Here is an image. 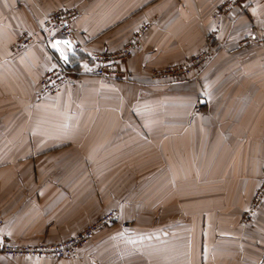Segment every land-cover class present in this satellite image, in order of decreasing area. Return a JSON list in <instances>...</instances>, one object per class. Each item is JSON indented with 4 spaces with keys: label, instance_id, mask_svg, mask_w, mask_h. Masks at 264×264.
Segmentation results:
<instances>
[{
    "label": "crops",
    "instance_id": "1",
    "mask_svg": "<svg viewBox=\"0 0 264 264\" xmlns=\"http://www.w3.org/2000/svg\"><path fill=\"white\" fill-rule=\"evenodd\" d=\"M224 1L0 0V233L55 242L120 210L76 258L0 254V264H264V201L242 220L263 178L264 45H240L264 31V0L222 18V48L196 77L150 76L202 50ZM73 7L76 54L46 34L11 51ZM145 26L119 76L94 74L93 55ZM61 61L81 78L39 98Z\"/></svg>",
    "mask_w": 264,
    "mask_h": 264
},
{
    "label": "built area",
    "instance_id": "2",
    "mask_svg": "<svg viewBox=\"0 0 264 264\" xmlns=\"http://www.w3.org/2000/svg\"><path fill=\"white\" fill-rule=\"evenodd\" d=\"M246 0H225L217 10L216 18L218 25L208 36L202 50L190 56L184 62L179 64H170L155 68L151 71L150 76L157 81H186L196 77L199 72L211 60L214 54L222 48L220 39L222 18L234 10L241 9L245 6ZM79 14L76 7L60 8L47 15L42 21L40 27L35 31H24L20 34L17 41L11 47L13 53L19 52L32 43L41 40L43 34L48 37H60L69 40L76 51L81 49L76 42L77 31L75 20ZM147 26L139 31L131 40L122 48L114 52H103L92 56L94 65V74L99 77L114 78L120 75L119 64L129 58L136 47L139 45L142 35L145 33ZM250 44L264 45V31L259 34L245 36L240 41L241 46ZM234 50V49H232ZM80 74L66 67L65 62L57 65L55 68L47 71L40 79L39 98L52 95L66 84L78 81ZM264 201V169L263 178L258 187L251 203L250 209L244 214L243 222L249 220L255 214L256 209ZM120 210L113 208L101 214L95 221L89 223L78 233L64 240L55 242H41L37 244H20L13 241L10 237L0 233V254L7 256H27L37 257L46 256L53 259H70L79 256L81 248L87 244L91 238L101 229L113 225L119 221ZM2 224V221H0ZM126 223L125 227H129Z\"/></svg>",
    "mask_w": 264,
    "mask_h": 264
},
{
    "label": "water",
    "instance_id": "3",
    "mask_svg": "<svg viewBox=\"0 0 264 264\" xmlns=\"http://www.w3.org/2000/svg\"><path fill=\"white\" fill-rule=\"evenodd\" d=\"M58 41L61 42L62 44H64L63 41H69V40H66V39H63V40L62 39H56L55 40V43H57ZM64 45H66V44H64ZM66 46L70 49V53L72 55L76 54L75 51H74L72 42H70V46L69 45H66ZM58 48H60V44H59ZM66 56H67V59H65V56L64 55H63V58H64V60L68 61L69 60V55H66Z\"/></svg>",
    "mask_w": 264,
    "mask_h": 264
},
{
    "label": "snow or ice",
    "instance_id": "4",
    "mask_svg": "<svg viewBox=\"0 0 264 264\" xmlns=\"http://www.w3.org/2000/svg\"><path fill=\"white\" fill-rule=\"evenodd\" d=\"M60 43L61 42L58 41L56 44L53 45V47H58ZM63 43L70 46L69 41H63ZM61 54L65 56V59H67V56L64 54L63 50H61Z\"/></svg>",
    "mask_w": 264,
    "mask_h": 264
},
{
    "label": "rangeland",
    "instance_id": "5",
    "mask_svg": "<svg viewBox=\"0 0 264 264\" xmlns=\"http://www.w3.org/2000/svg\"><path fill=\"white\" fill-rule=\"evenodd\" d=\"M256 210H257V209H256ZM255 213H256V211H255ZM98 217H99V216H98ZM98 217H97V218H98ZM97 218H96V219H97ZM96 219H95V220H96ZM95 220H93V221H95ZM93 221H91V222H93ZM91 222H89V223H91ZM89 223H88V224H89ZM246 223H247V222H246ZM88 224H86L83 228H85ZM83 228H82V229H83ZM82 229H81V230H82ZM81 230H80V231H81ZM98 232H99V231H98ZM77 233H78V232H77ZM17 243H18V242H17ZM20 244H22V243H20ZM36 244H37V243H36ZM70 259H72V258H70Z\"/></svg>",
    "mask_w": 264,
    "mask_h": 264
},
{
    "label": "trees",
    "instance_id": "6",
    "mask_svg": "<svg viewBox=\"0 0 264 264\" xmlns=\"http://www.w3.org/2000/svg\"><path fill=\"white\" fill-rule=\"evenodd\" d=\"M63 62H64V61H61V63H63ZM66 67H67L68 69H71L70 66H67V65H66Z\"/></svg>",
    "mask_w": 264,
    "mask_h": 264
}]
</instances>
